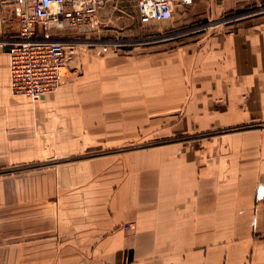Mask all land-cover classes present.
Here are the masks:
<instances>
[{"label": "crops", "instance_id": "0c3cea01", "mask_svg": "<svg viewBox=\"0 0 264 264\" xmlns=\"http://www.w3.org/2000/svg\"><path fill=\"white\" fill-rule=\"evenodd\" d=\"M135 1L52 31L67 64L34 103L0 44V264H264V0L177 5L169 50L119 39L143 31ZM17 33L0 22V43ZM148 106L156 135L189 139L30 165L136 137Z\"/></svg>", "mask_w": 264, "mask_h": 264}, {"label": "built area", "instance_id": "2783aa9c", "mask_svg": "<svg viewBox=\"0 0 264 264\" xmlns=\"http://www.w3.org/2000/svg\"><path fill=\"white\" fill-rule=\"evenodd\" d=\"M192 0H136L143 23L170 19L177 5ZM104 0H0V22L15 23L17 36L8 44V75L12 93L34 103L54 92L67 64L65 44L52 36L53 29L67 26L82 32L94 30L97 10ZM104 45L101 49L106 50ZM135 221L122 225L131 230Z\"/></svg>", "mask_w": 264, "mask_h": 264}, {"label": "rangeland", "instance_id": "374dc122", "mask_svg": "<svg viewBox=\"0 0 264 264\" xmlns=\"http://www.w3.org/2000/svg\"><path fill=\"white\" fill-rule=\"evenodd\" d=\"M254 11V10H253ZM252 11V12H253ZM141 30L140 34H127L123 36L119 35V39H125L128 37V43L130 45L136 42H143L142 45H146L147 47L158 46V49L169 50L170 42L172 41V36L170 35L171 23L170 19L164 21H154L151 23H143L141 22ZM70 27V26H69ZM74 28V27H71ZM197 29L200 27H196ZM62 29V28H60ZM60 29H53L52 31H59ZM76 29V28H74ZM77 30V29H76ZM79 31V30H78ZM82 32V31H80ZM188 32V31H184ZM85 33V32H83ZM102 34V32H101ZM99 37H102V35ZM138 37L141 39L138 41ZM103 38V37H102ZM100 51L102 50V43H100ZM99 52V51H98ZM80 66V64H79ZM155 107L148 106V120L146 127H143L140 133L136 137L125 138V139H116L113 142L108 140L105 143L109 145H99L91 148L84 149L83 151L78 153V144L69 146L68 152L66 154H53L49 158L46 159H38L30 165H78V161H84L89 158L98 157V156H106L111 155L114 157H121L129 152L133 153L135 151H146L148 154L147 160L154 161L153 153L156 147L161 145L169 144L172 141H181L187 140L188 137H177L171 139L169 137H160L156 135V127L154 126L153 118L156 116Z\"/></svg>", "mask_w": 264, "mask_h": 264}]
</instances>
